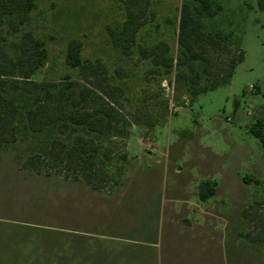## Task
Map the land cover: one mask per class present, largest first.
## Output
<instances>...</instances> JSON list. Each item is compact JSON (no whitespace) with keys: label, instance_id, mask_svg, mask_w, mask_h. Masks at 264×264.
Masks as SVG:
<instances>
[{"label":"rangeland","instance_id":"obj_1","mask_svg":"<svg viewBox=\"0 0 264 264\" xmlns=\"http://www.w3.org/2000/svg\"><path fill=\"white\" fill-rule=\"evenodd\" d=\"M220 1L214 26L234 35L220 62L243 49L245 59L230 82L194 98L176 72L153 71L139 46L126 55L114 45L110 28L126 20L120 0H38L30 28L50 59L37 78L71 73L78 87L65 56L69 40L82 39L85 57L109 66L105 99L130 134L110 138L113 177L100 190L74 174L24 169L23 143L0 150V264H264V242L246 236L256 224L244 214L264 201V141L253 131L264 121V10L259 0ZM184 2L155 0L139 44L166 39L177 56ZM206 180L218 192L204 201Z\"/></svg>","mask_w":264,"mask_h":264},{"label":"trees","instance_id":"obj_2","mask_svg":"<svg viewBox=\"0 0 264 264\" xmlns=\"http://www.w3.org/2000/svg\"><path fill=\"white\" fill-rule=\"evenodd\" d=\"M120 1L126 20L120 27L110 28L114 45L126 55L139 46L143 57L152 61L153 71L163 76L176 72L178 86L194 98L230 82L245 59L243 49L220 62L222 53L231 52L234 44L233 33L214 26L213 20L225 10L220 0H185L179 14L177 56L166 39L153 46L139 44L142 28L157 17L155 0ZM37 2L0 0V150L23 143L24 169L46 175L61 172L66 179L74 174L75 180L100 190L113 177L110 138L130 134L124 124L126 117L105 99V95L112 96L111 87L103 86L101 80L109 78V66L99 57H85L83 40L72 38L65 60L78 71V87L71 73L60 81L39 80L37 76L48 66L50 50L30 28ZM259 4L264 10V0ZM168 21L172 23L173 19ZM147 123L155 126L158 121ZM253 131L264 141L263 120ZM123 158L128 160L127 155ZM245 180L261 183L255 175ZM217 192V182L206 180L200 186L204 201ZM258 204L244 211L256 224L246 236L264 242V201Z\"/></svg>","mask_w":264,"mask_h":264},{"label":"built area","instance_id":"obj_3","mask_svg":"<svg viewBox=\"0 0 264 264\" xmlns=\"http://www.w3.org/2000/svg\"><path fill=\"white\" fill-rule=\"evenodd\" d=\"M165 85H166V86L170 85L169 81H166V82H165Z\"/></svg>","mask_w":264,"mask_h":264}]
</instances>
